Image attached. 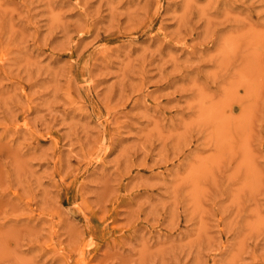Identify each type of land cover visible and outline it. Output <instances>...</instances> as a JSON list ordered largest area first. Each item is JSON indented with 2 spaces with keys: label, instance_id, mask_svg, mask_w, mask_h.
I'll return each instance as SVG.
<instances>
[{
  "label": "rangeland",
  "instance_id": "374dc122",
  "mask_svg": "<svg viewBox=\"0 0 264 264\" xmlns=\"http://www.w3.org/2000/svg\"><path fill=\"white\" fill-rule=\"evenodd\" d=\"M77 261L264 264V0H0V264Z\"/></svg>",
  "mask_w": 264,
  "mask_h": 264
},
{
  "label": "bare ground",
  "instance_id": "6f19581e",
  "mask_svg": "<svg viewBox=\"0 0 264 264\" xmlns=\"http://www.w3.org/2000/svg\"><path fill=\"white\" fill-rule=\"evenodd\" d=\"M92 223V222H91ZM93 224V223H92ZM94 226V225H93ZM113 227V226H112ZM78 234V233H77ZM78 236H79V238H80V235L78 234ZM83 236V235H82ZM90 236V235H89ZM92 237V236H91ZM90 239V238H89ZM95 240V239H94ZM78 241V240H77ZM93 241V240H92ZM113 243V242H112ZM73 245V244H72ZM87 244L85 243V244H83L82 245V247L79 249V255L81 256V258H83V256H84V254H85V246H86ZM75 246H77V244L75 245ZM74 249H76V248H74ZM69 259V258H68ZM76 264H80V261H77L76 262ZM82 264H87V262L86 261H83L82 262Z\"/></svg>",
  "mask_w": 264,
  "mask_h": 264
}]
</instances>
